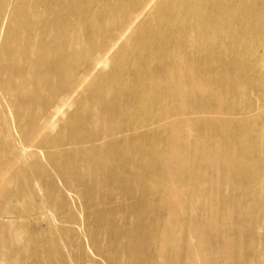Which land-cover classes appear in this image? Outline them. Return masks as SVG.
<instances>
[{"label": "bare ground", "instance_id": "1", "mask_svg": "<svg viewBox=\"0 0 264 264\" xmlns=\"http://www.w3.org/2000/svg\"><path fill=\"white\" fill-rule=\"evenodd\" d=\"M0 264H264V0H0Z\"/></svg>", "mask_w": 264, "mask_h": 264}]
</instances>
